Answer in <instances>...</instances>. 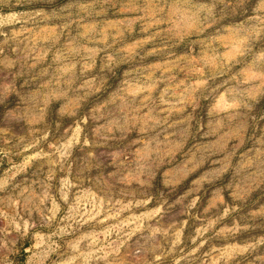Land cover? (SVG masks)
<instances>
[{
  "label": "rangeland",
  "instance_id": "1",
  "mask_svg": "<svg viewBox=\"0 0 264 264\" xmlns=\"http://www.w3.org/2000/svg\"><path fill=\"white\" fill-rule=\"evenodd\" d=\"M0 264H264V0H0Z\"/></svg>",
  "mask_w": 264,
  "mask_h": 264
}]
</instances>
